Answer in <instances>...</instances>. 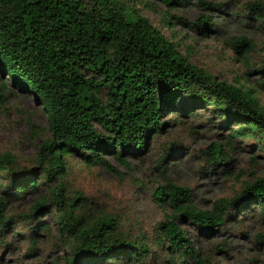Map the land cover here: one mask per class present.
I'll use <instances>...</instances> for the list:
<instances>
[{
	"label": "trees",
	"instance_id": "16d2710c",
	"mask_svg": "<svg viewBox=\"0 0 264 264\" xmlns=\"http://www.w3.org/2000/svg\"><path fill=\"white\" fill-rule=\"evenodd\" d=\"M163 1L175 7L187 0ZM197 1L213 10L220 6ZM249 4L259 8L254 16H262L259 0ZM211 18L202 13L193 23L206 30L214 23ZM229 41L243 55L254 47L246 34H232ZM6 78L41 104L49 135L39 144L33 166L17 168L13 152L0 154V176L8 178L0 181V229L17 224L8 201L36 188L42 173L48 191L30 204L31 242L35 245L38 229H49L39 216L54 206L60 237L69 245L65 264L137 263L150 250L144 241L122 233L114 216H85L84 204L77 202L82 196H68L63 181L68 155L116 170L107 156L129 163L127 156L140 155L150 136L162 129L163 113L179 105L188 111L213 104L233 133L255 131L264 139V104L253 86L218 78L192 62L147 15L122 0H0L2 98ZM206 152L212 160L221 159V143L213 142ZM151 194L171 210L157 222V237L169 249L172 264H188L187 258L204 264L181 222L190 219L199 232L209 234L233 208L258 202L264 210V175L231 197L214 199L209 208L197 206L191 188L170 178Z\"/></svg>",
	"mask_w": 264,
	"mask_h": 264
},
{
	"label": "rangeland",
	"instance_id": "374dc122",
	"mask_svg": "<svg viewBox=\"0 0 264 264\" xmlns=\"http://www.w3.org/2000/svg\"><path fill=\"white\" fill-rule=\"evenodd\" d=\"M122 1L147 15L192 62L218 78L253 86L264 104V0H259L263 4L260 17L254 16L257 6L249 7L255 0H212L220 5L217 10L197 0L175 7L163 0ZM202 13L210 14L214 22L206 30L193 23ZM232 34L252 38L254 47L247 55L230 44ZM6 85L5 98L0 97V154L10 150L17 168L30 167L36 163L39 144L49 135L47 115L28 91L7 78ZM162 119L166 121L162 129L150 136L140 155L127 156L129 163L107 156L116 170L68 155L69 169L63 181L68 196H82L77 202L84 204L85 216L112 215L122 233L147 243L148 253L128 264L173 262L165 242L157 237V222L171 212L152 197L159 182L170 178L189 186L194 203L209 208L214 199L231 197L247 181L264 175V139L255 131L233 133L213 104L190 106L188 111L179 105L165 111ZM213 142L222 145L219 160H212L206 152ZM38 177L36 188L14 194L8 201V211L15 213L18 222L0 229V264H65L69 245L60 237L54 206L39 216L49 229H38L35 245L31 242L34 220L29 207L36 195L48 191L42 173ZM7 179L5 174L0 176L3 183ZM181 225L194 237L204 264H264V210L258 202L233 208L225 222L209 234L199 232L190 219Z\"/></svg>",
	"mask_w": 264,
	"mask_h": 264
}]
</instances>
